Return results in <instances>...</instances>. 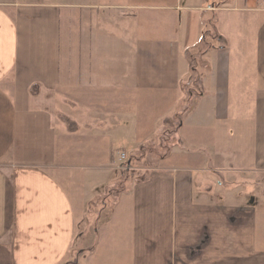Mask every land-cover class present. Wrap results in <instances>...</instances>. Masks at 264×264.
Here are the masks:
<instances>
[{"label": "crops", "instance_id": "obj_1", "mask_svg": "<svg viewBox=\"0 0 264 264\" xmlns=\"http://www.w3.org/2000/svg\"><path fill=\"white\" fill-rule=\"evenodd\" d=\"M0 264H264V0H0Z\"/></svg>", "mask_w": 264, "mask_h": 264}, {"label": "rangeland", "instance_id": "obj_2", "mask_svg": "<svg viewBox=\"0 0 264 264\" xmlns=\"http://www.w3.org/2000/svg\"><path fill=\"white\" fill-rule=\"evenodd\" d=\"M210 29L204 25H201V34L194 42L193 46L187 48V51L184 52V59L187 62V66H190L191 69L184 75L182 90L188 92H195L197 88L195 87L194 81L201 77L206 69V61L199 56V54L203 53L209 47V43L212 42V35L213 33H209ZM187 68V67H186ZM192 68H197V75L192 70ZM186 71V70H185ZM184 97V96H183ZM182 97V98H183ZM182 98L178 99V102L174 103L168 110L164 113L162 121L156 120V127L162 128V126H168L172 123L173 126V118L179 112L186 110L187 104L185 105L181 100ZM56 103V102H55ZM53 114L56 117L55 112L57 111V105H54ZM58 119V118H57ZM159 128V129H160ZM152 142H158V135L155 134L152 139ZM149 145V144H146ZM145 146V145H144ZM166 148L163 147L160 153H163ZM147 154V153H146ZM145 154V158L141 159L139 155L135 156V158L130 159L128 162L129 165L126 164V159L121 160L119 164L120 171H114L109 182H105V185H101L97 187L94 191H92L94 200L91 201L90 204L87 205V213H86V220L87 225L91 228L96 225L97 222L103 221L104 218L107 216L108 211L113 205L115 194L121 192L125 187L129 186V183L136 182V181H143L148 174L150 173L151 169L153 168V155ZM146 156H149V160H147ZM126 157V156H125ZM127 158V157H126ZM129 159V158H128ZM86 169H82L85 171ZM88 172V171H87ZM123 177H122V174ZM121 182V183H120ZM109 208V210H107ZM94 235V233H93ZM83 254V253H82Z\"/></svg>", "mask_w": 264, "mask_h": 264}, {"label": "built area", "instance_id": "obj_3", "mask_svg": "<svg viewBox=\"0 0 264 264\" xmlns=\"http://www.w3.org/2000/svg\"><path fill=\"white\" fill-rule=\"evenodd\" d=\"M120 159H121V160H124V159H126V157H125V154H124V153L120 154Z\"/></svg>", "mask_w": 264, "mask_h": 264}, {"label": "trees", "instance_id": "obj_4", "mask_svg": "<svg viewBox=\"0 0 264 264\" xmlns=\"http://www.w3.org/2000/svg\"><path fill=\"white\" fill-rule=\"evenodd\" d=\"M143 149V148H142ZM146 151H143V153L142 154H144Z\"/></svg>", "mask_w": 264, "mask_h": 264}]
</instances>
